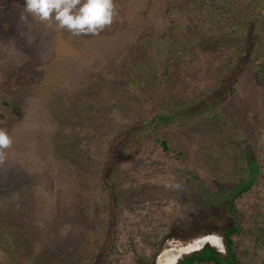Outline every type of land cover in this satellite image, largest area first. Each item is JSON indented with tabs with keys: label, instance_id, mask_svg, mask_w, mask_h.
<instances>
[{
	"label": "rangeland",
	"instance_id": "1",
	"mask_svg": "<svg viewBox=\"0 0 264 264\" xmlns=\"http://www.w3.org/2000/svg\"><path fill=\"white\" fill-rule=\"evenodd\" d=\"M114 3L110 27L77 37L25 24L24 0H0V129L12 139L0 163V264H94L109 233L119 264H134L151 250L123 228L144 230V217L185 245L209 231L194 222L225 225L247 160L264 157V0ZM123 133L107 180L97 168ZM262 194L263 170L245 199Z\"/></svg>",
	"mask_w": 264,
	"mask_h": 264
},
{
	"label": "trees",
	"instance_id": "2",
	"mask_svg": "<svg viewBox=\"0 0 264 264\" xmlns=\"http://www.w3.org/2000/svg\"><path fill=\"white\" fill-rule=\"evenodd\" d=\"M224 15L229 17V21L232 24L240 23L241 32H246L248 34L250 26H246L247 22H243L242 18H238L237 16L233 17L235 16L234 12L225 11L222 16ZM229 21L223 19L221 22L223 24H229ZM229 48H231L232 51L231 58H229L230 56L227 57L229 60L238 56L241 52L238 51L239 48H241L239 44L231 45ZM228 55H230V53ZM260 65L264 66V61H262ZM171 116L172 114L156 117L151 122L147 123L152 125L153 129L157 123L170 120ZM144 124L146 123L134 124L131 131L141 128ZM125 136L124 133L123 135L118 134L113 136L106 149L107 157L105 158L104 165H99L97 168L98 162L97 164L95 162L92 166L93 169L97 168L101 172L106 171L107 180L113 171L117 144L120 143ZM156 143L164 151L168 150L165 142L156 139ZM91 157L92 156H90V159ZM86 161H89V158H87ZM247 169L248 177L236 185L232 198L228 202V218L225 225L219 223L214 216L204 217L202 220L194 222L192 225L201 227L202 229L205 228L209 231L206 232V235H203L202 232H196L197 235L194 236L195 238L190 239L189 243L185 245H181L179 239H174V236L178 233L177 228L168 226L165 232L161 229L160 224H163L161 220L145 222L147 218L144 217V219L141 220L142 229L144 230H141L140 226L136 223L124 227L123 230L126 239L130 238L137 227L138 230L136 229V233L139 232L141 236L140 243L151 250V254H147L148 256H135L134 264H175V262L180 258H184L189 252V255L183 259L182 264H264V194L257 197L254 196L251 200L245 199L247 196L251 195L253 184L259 172L261 170L264 171V157L259 163H257V161L251 162L248 159ZM108 194L109 204L107 206V214L112 218L115 217L117 213V194L112 186L109 187ZM237 201L241 204L242 209L236 206ZM158 218L162 219L164 217L161 216ZM110 234L111 233L107 234L101 246L100 244L95 246V249L98 250V254L96 256V262H93L94 264H119L117 254L110 250V246L115 242L117 236H114V233L112 238ZM208 237L211 240L217 241L220 248L215 249L211 246V242H207L208 240L205 241ZM172 243H174L173 246ZM169 245L172 247L169 248ZM221 249H223V251Z\"/></svg>",
	"mask_w": 264,
	"mask_h": 264
},
{
	"label": "clouds",
	"instance_id": "3",
	"mask_svg": "<svg viewBox=\"0 0 264 264\" xmlns=\"http://www.w3.org/2000/svg\"><path fill=\"white\" fill-rule=\"evenodd\" d=\"M116 15L114 0H24L20 21L29 18L52 31L66 30L73 36H95L110 27ZM12 145L7 130L0 129V163ZM168 187H179L169 184ZM222 239V238H221ZM223 251V249H221Z\"/></svg>",
	"mask_w": 264,
	"mask_h": 264
},
{
	"label": "water",
	"instance_id": "4",
	"mask_svg": "<svg viewBox=\"0 0 264 264\" xmlns=\"http://www.w3.org/2000/svg\"><path fill=\"white\" fill-rule=\"evenodd\" d=\"M4 105H5V103H4Z\"/></svg>",
	"mask_w": 264,
	"mask_h": 264
}]
</instances>
